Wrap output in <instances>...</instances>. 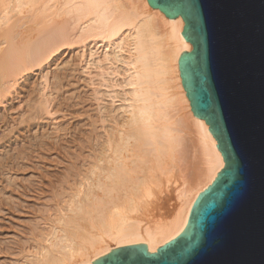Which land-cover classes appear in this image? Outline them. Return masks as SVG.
Masks as SVG:
<instances>
[{"label": "bare ground", "instance_id": "1", "mask_svg": "<svg viewBox=\"0 0 264 264\" xmlns=\"http://www.w3.org/2000/svg\"><path fill=\"white\" fill-rule=\"evenodd\" d=\"M184 26L148 0H0L1 98L33 55L76 37L83 70L100 71L121 119L103 134L90 177L66 193L49 232L13 264H93L139 243L154 253L184 230L198 195L225 167L182 82L179 58L192 50Z\"/></svg>", "mask_w": 264, "mask_h": 264}, {"label": "water", "instance_id": "2", "mask_svg": "<svg viewBox=\"0 0 264 264\" xmlns=\"http://www.w3.org/2000/svg\"><path fill=\"white\" fill-rule=\"evenodd\" d=\"M181 16L192 44L179 69L225 167L174 239L122 246L93 264H264V0H148Z\"/></svg>", "mask_w": 264, "mask_h": 264}, {"label": "rangeland", "instance_id": "3", "mask_svg": "<svg viewBox=\"0 0 264 264\" xmlns=\"http://www.w3.org/2000/svg\"><path fill=\"white\" fill-rule=\"evenodd\" d=\"M80 39L33 55L0 96V264L23 260L45 237L72 187L90 177L105 132L121 120L100 71L83 70Z\"/></svg>", "mask_w": 264, "mask_h": 264}]
</instances>
